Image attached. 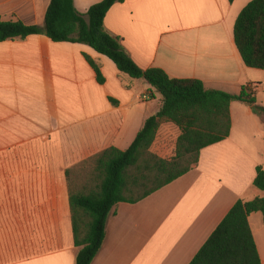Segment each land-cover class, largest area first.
I'll return each mask as SVG.
<instances>
[{
	"label": "crops",
	"instance_id": "0c3cea01",
	"mask_svg": "<svg viewBox=\"0 0 264 264\" xmlns=\"http://www.w3.org/2000/svg\"><path fill=\"white\" fill-rule=\"evenodd\" d=\"M101 1L74 6L86 15ZM250 1L125 0L104 24L143 69L200 79L210 90L238 94L254 85L257 92L264 70L246 66L234 40ZM50 3L0 0V22L44 27ZM162 102L144 79L122 73L88 44L44 33L0 42V264H76L67 170L107 148L128 149ZM230 111V136L202 149L192 170L137 203L113 207L91 264H189L238 200L264 196L253 184L257 166L264 168V119L240 101ZM180 134L164 122L152 152L172 158ZM249 222L264 264L262 213Z\"/></svg>",
	"mask_w": 264,
	"mask_h": 264
},
{
	"label": "trees",
	"instance_id": "16d2710c",
	"mask_svg": "<svg viewBox=\"0 0 264 264\" xmlns=\"http://www.w3.org/2000/svg\"><path fill=\"white\" fill-rule=\"evenodd\" d=\"M123 1L102 0L83 15L74 0H51L44 27L22 21L0 22V42L44 33L53 41L88 44L110 58L122 73L144 79L163 97L160 110L145 121L128 149L107 148L67 170L74 241L80 248L76 264L93 262L117 203L145 199L192 170L202 149L230 136L232 102L246 103L264 119V106L257 103L256 92L247 85L232 94L206 89L200 79L174 78L160 68L140 67L121 38L105 28L107 13ZM234 40L246 66L264 70V0H251L242 9L235 22ZM88 60L98 81L103 82L100 66ZM164 122L174 123L181 131L175 155L169 159L151 150ZM256 170L253 184L264 192V168L258 165ZM256 212H261L264 220V196L238 200L189 264H261L249 222Z\"/></svg>",
	"mask_w": 264,
	"mask_h": 264
},
{
	"label": "rangeland",
	"instance_id": "374dc122",
	"mask_svg": "<svg viewBox=\"0 0 264 264\" xmlns=\"http://www.w3.org/2000/svg\"><path fill=\"white\" fill-rule=\"evenodd\" d=\"M261 73H264V72H261ZM262 76H263V77H262L261 80H263V81H262L263 84L260 85V86H261V89H259V91L256 92V97H257V101H258V103L264 105V75H262ZM249 87H250L251 89H253V90H254V88H255L254 85H250ZM158 131H159V130H158ZM258 148H259L260 152H262V153H260V158H262V160H264V138H262V136H261V141H260L259 144H258ZM175 149H176V148H175Z\"/></svg>",
	"mask_w": 264,
	"mask_h": 264
},
{
	"label": "built area",
	"instance_id": "2783aa9c",
	"mask_svg": "<svg viewBox=\"0 0 264 264\" xmlns=\"http://www.w3.org/2000/svg\"><path fill=\"white\" fill-rule=\"evenodd\" d=\"M144 98H147V96H145Z\"/></svg>",
	"mask_w": 264,
	"mask_h": 264
}]
</instances>
